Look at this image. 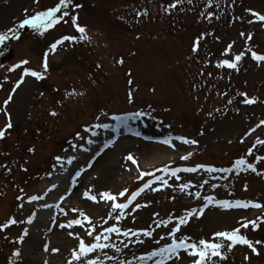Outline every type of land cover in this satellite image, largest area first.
<instances>
[{
    "label": "rangeland",
    "instance_id": "1",
    "mask_svg": "<svg viewBox=\"0 0 264 264\" xmlns=\"http://www.w3.org/2000/svg\"><path fill=\"white\" fill-rule=\"evenodd\" d=\"M58 3L0 0V34L13 36L0 44V130L5 133L0 138V225L17 221L0 228V264H87L89 260L193 264L194 258L183 249L178 256L151 255L182 238L186 243L204 239L224 245L220 251L226 258L211 257L205 264H264V159H260L264 144L257 143L264 141V61L252 58L253 52L264 55V21L253 15H264V0H71L56 13L62 19L53 28L19 27L24 19ZM73 16L85 28V39L73 26ZM65 36L75 39L51 50ZM237 55H241L237 68L217 66ZM25 69L44 78L24 76ZM21 79L23 83L13 91ZM241 93L256 102L244 103ZM135 113L143 115L126 122L113 119ZM127 137L160 145L174 155L144 166L137 143H116L117 138ZM177 137L196 143H183ZM90 142L95 144L90 162L89 154L80 166L76 160L68 162L74 151ZM109 152L114 156L108 160ZM129 154L135 164L126 159ZM241 158L246 164L237 167ZM205 166L229 171L209 172ZM180 167L197 171L178 172L177 179L171 171ZM143 173L150 175L141 178ZM73 174L78 178L70 177L66 185L57 181ZM154 177L161 179L152 182ZM149 182L151 187L123 210L120 219V210L113 211L112 202L100 198V193L110 192L117 203H126L132 192ZM182 184L189 187L181 191ZM122 191L124 196L119 195ZM85 192L96 201L87 199ZM33 196L44 198L31 200ZM47 199L63 202L52 210L58 213L57 226L50 233L40 234L39 229L28 233L27 219H33ZM220 201L261 207L224 208ZM137 204L141 207L135 208ZM188 212H193L188 222L170 235ZM229 212L232 220L223 215ZM75 219L82 224L67 227ZM250 221L258 227L254 229ZM244 223L248 227H241ZM113 226L120 232L105 231ZM235 228L259 255L243 244L229 250L230 241L215 236ZM128 230L129 235H124ZM144 230L152 235L144 236ZM80 240L108 247L73 260Z\"/></svg>",
    "mask_w": 264,
    "mask_h": 264
},
{
    "label": "snow or ice",
    "instance_id": "2",
    "mask_svg": "<svg viewBox=\"0 0 264 264\" xmlns=\"http://www.w3.org/2000/svg\"><path fill=\"white\" fill-rule=\"evenodd\" d=\"M70 3H71V0H59V3L57 4L56 7L49 8L46 11H42V12L36 13L35 15L31 16V18L24 19L23 22L19 25V27L22 28L25 25H29V26H31L33 28H39V29H43V31H47L48 29L53 28L62 19V17H60V18L56 17V13L61 10V6L66 8L68 6V4H70ZM75 7H80V6L76 5ZM170 7H175V5L173 4ZM63 15L67 16L68 12L65 11L63 13ZM253 15L256 16V18L258 20L264 21V15H260L258 13H253ZM71 21H72L73 26L76 28V30L79 33L82 34L80 38L81 39H85L86 37L83 35L85 33V28L81 27L80 25L77 24V17L73 16L71 18ZM43 31L41 32V35H43ZM248 38L251 39V36L249 35ZM5 39H6V36L3 35V34H0V43H3ZM73 39H75V37L65 36L61 40H57L56 43L52 44L51 45V50L54 51L56 49L57 45L63 44V42L66 41V40H73ZM196 43L198 45V41ZM228 47H229V49H231V45H229ZM196 50H197L196 46H194L193 47V51H196ZM252 58L254 60H256L257 62L264 61V55H258L255 52L252 53ZM240 60H241V55H237V56H235L234 61L223 60L217 66L218 67H225L226 66L227 68L235 69V68H237V63ZM21 63L27 64L28 61H22ZM120 63H123V61L121 60ZM19 66L20 65H16L15 67H19ZM43 67H44V70L47 71V68H48V65H47V54H45V61H44ZM23 75L24 76L35 77L37 80H42L44 78L42 73L36 72V71H31V70H28V69L24 70ZM21 83H23V79H21L20 81L17 82L16 87L13 89V91H15L16 88H18ZM129 83H131V81H129ZM72 94H74V93H70V95H72ZM241 95L245 96L244 103H246V104H253V103L256 102L254 99H248L246 97V94H244V93H241ZM11 99H12V96L10 95L8 97V100H5L4 103L8 104ZM131 99H132V94L129 93L130 102H131ZM52 115H56V113L53 112ZM141 115H143V113H135V114H132L131 116H129L127 118L114 116L113 119L117 120V121H121V122H126L127 119L138 117V116H141ZM261 124H264V121H261ZM11 127H12V124L9 121L7 123V125H6V128L10 129ZM95 127H105V128H107L108 125H96ZM258 127H259V125H258ZM252 131H255V129H253ZM4 134H5L4 131L0 130V138H3ZM176 139H179L183 143H187V144H195L196 143L195 140H187V139H185L183 137H177ZM163 143L171 145V141L170 140H164ZM257 143L264 144V141L258 140ZM30 151H31V149H30ZM250 154H251V149H249V155ZM190 155H191V153H189V156ZM60 159H61L60 157H56V160L58 162L60 161ZM126 159L129 160V161H132L133 164L136 163L135 159L132 157L131 154H129L126 157ZM181 159H185L186 160V159H188V156H182ZM260 159H264V157H261ZM68 162L71 163V159H69ZM245 164H246V161L243 158H241V159H239V160H237L235 162V165L237 167H239L241 165H245ZM199 167H203V166H199ZM248 167L252 168V170L255 171V168H254L253 165L248 164ZM207 170L209 172H212V171H229V169H214V168H211V167H209ZM164 171H167V169H164ZM181 171H184V172H195V171H197V169L196 168H183V169L177 168V169H174V170L171 171V175L176 177L177 179H179V177L177 176V173L181 172ZM77 175H79V173H77ZM143 175H150V173H143L141 175V178L143 177ZM156 179L159 180L161 178L157 177ZM167 183H168L167 180L163 181L164 185H167ZM53 187H55V185H53ZM150 187H151V182L145 183L143 185V187H141L137 191L131 193V195L128 197L126 203H117L116 202V196L112 195L110 192L100 193V198L105 200V201H111L112 202L111 207H112L113 211L117 210V209L120 210V216L117 217V219H120L124 215L123 210L127 209L129 204H131L132 201H134L137 196H139L142 192H144L145 189H148ZM188 187H189L188 184H182V185H180V190L184 191ZM152 190L156 191L157 189H152ZM49 191H51V189H49ZM119 195L120 196H124L125 192L122 191V192L119 193ZM194 195L197 198H199V196H200L199 192L195 193ZM84 196L87 199H89V200L96 201V197L90 195L89 192H85ZM41 198L42 197L33 196L30 199L31 200H36V199H41ZM61 198L63 199V197H61ZM206 199L209 202H211V200H212L211 197H207ZM218 203H219V205L221 207H224V208H231V207L247 208L249 206L254 207V208H260L261 207L260 204H254L252 202L236 201V202L233 203V202H229V201H220ZM144 206L146 207L147 205H144ZM46 207H49V206L46 205ZM139 207H141V205H139V204H137L135 206V208H139ZM134 210L135 209H133V211ZM74 211H76V210L74 209ZM199 211L202 214L203 209H200ZM192 215H193V212H188V213L185 214L184 217L179 218L177 226L175 228H173L172 231L169 234L170 235H174L176 232H178L179 231V226L183 225V224H186L188 222V218L190 216H192ZM80 216L83 217L84 220H87L89 224L91 223L90 218L87 217L83 212H80ZM31 222H32V218H29L28 223H31ZM15 223H17V221L15 219H9L7 223H5L4 225H0V228H6L9 225L15 224ZM160 223H165V222H160ZM248 223H251V225H252V227L254 229L258 227V225L256 224L255 221H250ZM248 223L242 224L241 227H245V228L248 227ZM73 224L80 225V224H82V221L80 219L72 220V221L69 222L67 227H71ZM157 226H159V224H157ZM60 227L63 228V227H66V226L61 224ZM105 231L107 233H113V232L119 233L120 229L118 227L113 226V227L106 228ZM130 231L131 230H128V231L124 232L123 234L127 236V235H129ZM131 234L132 235H139V233H131ZM69 235H72V233H69ZM88 235L91 236L92 232L89 231ZM143 235L150 237L152 235V233L150 231L144 230L143 231ZM215 236L216 237H220V238H224L225 240L230 241V243L227 245L229 250H231L237 244H243V245H247V247L250 248L253 253L259 255V252L257 251L256 247H254L253 243L251 241H249L246 237H244L243 235L240 234V229L239 228H235V229H233L231 231L217 232V233H215ZM21 239H22V237H21ZM105 239H107V237H105ZM96 240L99 241L100 240V236H97ZM138 242L142 243L143 241H138ZM256 243L259 244L261 242L260 241H256ZM105 247H108V245L100 244V243H94L92 245H86L83 240H80L79 251L78 252L77 251H73L72 259L73 260H80L81 257L87 256L88 253L95 251V249H97V248H105ZM222 247H224L223 244L211 243V242H208V241H206L204 239H201L199 241V244L186 243L185 239L182 238V239H180V241L178 243L174 240L172 244L166 245L164 248H161L159 250V253L153 252L151 255H157V254L164 255L165 253H167V254H169V256H172V255H177L178 256V254H179L178 250L183 249L184 251L187 252V254L190 257L194 258L193 259V264H205L206 260H209L211 257H220L221 259H225L226 257H224L223 254L220 251V249ZM53 251L55 252V251H58V250L57 249H53ZM117 251H119V249H117ZM19 254H20L19 252H14L13 253V255H15V256H18ZM245 259H247V257H245ZM69 264H72V261H69ZM87 264H97V262L93 261V260H89L87 262ZM158 264H162V261L158 262Z\"/></svg>",
    "mask_w": 264,
    "mask_h": 264
},
{
    "label": "bare ground",
    "instance_id": "3",
    "mask_svg": "<svg viewBox=\"0 0 264 264\" xmlns=\"http://www.w3.org/2000/svg\"><path fill=\"white\" fill-rule=\"evenodd\" d=\"M126 141L138 144V147H139L141 153L143 154L142 163L144 166H151V165H154L157 163H161L164 159L168 158L169 156L174 155L173 151L167 150L166 148H163L160 145L142 142V141H139V140H137L135 138H131V137H127L123 141H121V140L118 141V139H117L116 143L117 144H120V143L124 144ZM88 147H89V145L86 148L88 149ZM80 153L76 152L75 155L79 156ZM113 156H114L113 153L110 154V152H109V155L107 157L108 160L113 158ZM68 179H69V176L65 175L64 177H59L57 179V181L59 183H61L62 185H66L65 183H67ZM51 195H55V194L52 193ZM49 196H50V194H49ZM56 196L57 195H55V197ZM48 200H49V202H51L50 201L51 199H48ZM49 202L41 203L42 205H40V208L37 210V214H36L35 218H33L32 222L29 223V225H28V228L30 229L31 232L34 229H39V233L44 234L43 231H45V229L47 230V219H48L47 209L49 207H46V205L50 206V204H48ZM231 214L232 213L229 212V213H224L223 215L229 217V219L232 220L233 218L230 217ZM184 263H185V261H183V260L176 262V264H184Z\"/></svg>",
    "mask_w": 264,
    "mask_h": 264
}]
</instances>
